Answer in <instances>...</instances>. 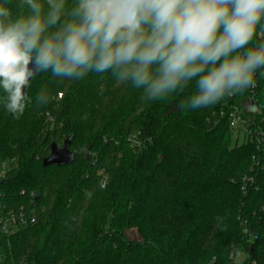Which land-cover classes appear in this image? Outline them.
Instances as JSON below:
<instances>
[{
  "label": "trees",
  "instance_id": "1",
  "mask_svg": "<svg viewBox=\"0 0 264 264\" xmlns=\"http://www.w3.org/2000/svg\"><path fill=\"white\" fill-rule=\"evenodd\" d=\"M261 71L254 88L197 110L181 107L194 82L146 102L108 73L36 75L19 119L0 105V212L35 216L8 244L0 233L2 264H236L239 253L264 264V142H239L227 117L237 108L264 138ZM136 133L140 146L127 141ZM69 137L73 160L43 166Z\"/></svg>",
  "mask_w": 264,
  "mask_h": 264
},
{
  "label": "clouds",
  "instance_id": "2",
  "mask_svg": "<svg viewBox=\"0 0 264 264\" xmlns=\"http://www.w3.org/2000/svg\"><path fill=\"white\" fill-rule=\"evenodd\" d=\"M12 3L0 4V105L16 119L33 103L25 89L41 72L59 81L108 73L146 102L194 82L181 107L197 110L254 88L264 69V0ZM50 100L41 89L35 104Z\"/></svg>",
  "mask_w": 264,
  "mask_h": 264
},
{
  "label": "built area",
  "instance_id": "3",
  "mask_svg": "<svg viewBox=\"0 0 264 264\" xmlns=\"http://www.w3.org/2000/svg\"><path fill=\"white\" fill-rule=\"evenodd\" d=\"M228 122L229 127L233 131H238L247 134L250 138H254L258 144V146L264 142V138L261 137L263 134L261 131H256L255 129L252 130L250 128L251 122L246 120L242 117L240 111L237 108H232L228 112ZM127 141L133 145V146H140L141 140L139 139V134H131L128 136ZM6 172V164L1 163L0 164V179L4 176ZM251 180V178L248 179V181ZM106 182V179L103 177L101 180V187H104V184ZM264 210V207L262 208ZM35 222V216L33 214H27L24 210L20 209L17 211H10L6 214H1L0 212V233L3 237H5V240L8 244V238L10 235H12L16 230L23 228L27 226L28 224H32ZM246 229L244 230V233H246ZM233 257V256H231ZM4 259V254L0 250V264H2V261Z\"/></svg>",
  "mask_w": 264,
  "mask_h": 264
},
{
  "label": "water",
  "instance_id": "4",
  "mask_svg": "<svg viewBox=\"0 0 264 264\" xmlns=\"http://www.w3.org/2000/svg\"><path fill=\"white\" fill-rule=\"evenodd\" d=\"M29 67L32 68V64H29ZM26 90V89H25ZM71 138H66L64 142L58 146L54 143L50 146L49 155L42 160L43 166L48 165H64L68 164L73 160V154L69 149Z\"/></svg>",
  "mask_w": 264,
  "mask_h": 264
},
{
  "label": "rangeland",
  "instance_id": "5",
  "mask_svg": "<svg viewBox=\"0 0 264 264\" xmlns=\"http://www.w3.org/2000/svg\"><path fill=\"white\" fill-rule=\"evenodd\" d=\"M235 133H236V131H235ZM238 137H239V142H241L243 140V134L240 132L238 134ZM244 260H247L246 256L244 254H242V253H239L235 257L234 261L236 262V264H242V263H239V262L244 261Z\"/></svg>",
  "mask_w": 264,
  "mask_h": 264
}]
</instances>
